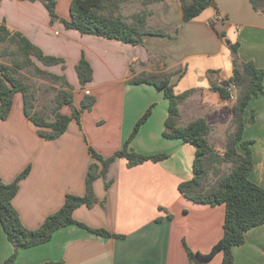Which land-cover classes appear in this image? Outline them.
<instances>
[{"label":"crops","instance_id":"obj_1","mask_svg":"<svg viewBox=\"0 0 264 264\" xmlns=\"http://www.w3.org/2000/svg\"><path fill=\"white\" fill-rule=\"evenodd\" d=\"M55 1L57 15L69 18L72 0ZM149 10L147 26L167 29L170 37H147L142 45L132 46L51 24L39 1H1L0 23L4 21L9 29L24 35L45 55L65 60L64 69L61 65L49 69L67 78L73 88V105L79 107L86 94L96 98L93 109L82 114L80 125L72 120L54 141L37 134V127L23 113L20 94L14 96L7 119H0L1 180L9 184L30 168L12 200L26 229H38L61 208L67 194L83 196L93 162L88 147L103 158L110 157L123 147L151 106L149 119L130 147L144 156H168L134 168H128L124 159H116L107 171L109 188L101 178L93 185L104 206L80 207L73 212V218L87 227L122 237H101L67 226L57 230L50 242L19 251L13 264H190L185 247L205 255L222 238L225 207L193 203L177 190L193 177L195 150L181 140L163 138L168 110L163 92L149 85H130L128 79L165 72L172 74L170 84L176 94L194 89L179 105L181 125L204 118L211 129L209 142L224 149L226 134L232 131L235 103L221 100L210 82L222 83L231 76L233 57L228 46L236 42L239 60L251 61L264 71V16L252 9L250 0H214L187 22L182 19L179 0H164L150 5ZM217 15L224 20L215 21ZM82 55L93 70L92 81L84 88L75 73ZM208 71L218 73L209 75ZM65 109L61 112L69 115L70 109ZM252 111L254 121L250 123ZM243 122V140L252 142L253 167L248 179L264 189V79L263 94L250 100ZM12 253L0 225V264ZM232 253L233 264H264V225L247 231L245 243ZM221 262L222 253H217L194 264Z\"/></svg>","mask_w":264,"mask_h":264},{"label":"trees","instance_id":"obj_2","mask_svg":"<svg viewBox=\"0 0 264 264\" xmlns=\"http://www.w3.org/2000/svg\"><path fill=\"white\" fill-rule=\"evenodd\" d=\"M20 1L41 2L48 12L51 24L60 23L66 30H74L81 35H93L132 46L142 45L147 37H170L167 29L147 26V18L151 14V11L147 10L148 7L164 0H141L145 10L134 14L130 22L123 18L120 6L132 0H72L69 6V18H61L57 15L55 0ZM212 1L214 0H179L183 21L197 18ZM250 4L255 12L264 16V0H250ZM224 36L219 35L221 38ZM2 45L7 46L0 49V58H8L10 62L9 64L0 62V119H7L12 109L14 96L20 94L23 100V113L37 127V134L41 138L48 141L58 139L65 133L72 120L80 125L82 114L93 109L95 97L86 94L80 101L79 107H75L73 88L66 77L42 71L35 64L37 61L46 67L61 65L64 69L65 60L45 55L24 35L9 29L4 21L0 23V46ZM228 48L233 57V67L227 83L228 86L235 87L237 96L231 109L232 131L226 134L223 151L217 150L209 142L211 129L204 118H197L184 126L181 125L179 105L195 92L194 89L176 94L174 87L170 84L172 74L165 72L131 75L128 79L130 85H149L163 92L164 98L168 101L167 117L162 131L163 138L181 140L195 150L192 164L193 177L178 185L179 194L196 204L225 207L222 238L205 255L194 253L185 247L190 264L209 260L217 253H222L221 264H233V248L245 243L247 231L264 225V189L248 179L253 167L250 150L252 142L243 140V114L250 100L263 94L264 71L257 68L251 61L239 60L238 42L229 44ZM27 68H33L42 78H48L59 84L50 101V107H46L49 115L47 110H38L35 105L37 101L35 91L26 83V78L21 73ZM75 73L81 88L92 81L93 70L84 55L76 65ZM217 73L218 71H208L209 75ZM228 86L210 82L211 90L218 93L223 101L230 98ZM64 107L70 109L69 115L61 112ZM152 108L153 106L149 107L138 119L123 147L110 157L103 158L88 147L93 162L89 165L85 177V194L81 197L67 194L61 208L49 215L36 230L26 229L12 206L19 184L27 177L30 168L24 169L9 184L3 183L0 178V225L13 248V253L4 264H13L21 250L50 242L57 230L67 226H77L101 237H122L104 229L87 227L73 218V212L80 207L90 209L98 204L104 206V203L97 199L93 185L97 179L101 178L104 180V187L109 188L111 182L106 181L107 171L116 159H124L128 168H134L148 161L157 163L168 158L166 154L144 156L130 147L141 126L149 119ZM50 115L52 119H49ZM253 121L254 112L252 111L249 122ZM223 164L230 165L227 174H222ZM211 176L215 178L213 183H210ZM42 264H63V262Z\"/></svg>","mask_w":264,"mask_h":264},{"label":"rangeland","instance_id":"obj_3","mask_svg":"<svg viewBox=\"0 0 264 264\" xmlns=\"http://www.w3.org/2000/svg\"><path fill=\"white\" fill-rule=\"evenodd\" d=\"M145 10L143 6L141 5V0H132L128 3L122 4L120 6V12L123 16V18L127 21L130 22L132 20V17L134 14ZM149 11V7L147 9ZM7 45H2L0 46V49L6 48ZM13 48V46H12ZM184 50V49H182ZM179 50L176 48L175 49V54H178ZM0 62L9 64L8 58H0ZM35 64L37 67L46 72L52 73L51 69L49 67H46L37 61H35ZM23 77L26 78V83L32 88V90L35 91V95L37 97V101H35V105L38 110H47L46 107H50V101L52 97L55 94L56 88L59 87L58 83H55L51 81L48 78H42L41 75H39L33 68H27L26 70L21 72ZM53 74V73H52ZM67 79V78H66ZM68 81V80H67ZM228 81V80H224ZM69 83V82H68ZM237 96V93H236ZM96 99V98H95ZM65 111H67L68 107H65ZM47 114L49 115V111L47 110ZM52 119V116L50 115V118ZM215 138L214 135H212V139ZM214 148H216L219 151H223V149L217 147V145H214ZM222 174H227L230 170V165L229 164H223L221 166ZM215 181V178L213 176L210 177V183H213Z\"/></svg>","mask_w":264,"mask_h":264},{"label":"built area","instance_id":"obj_4","mask_svg":"<svg viewBox=\"0 0 264 264\" xmlns=\"http://www.w3.org/2000/svg\"><path fill=\"white\" fill-rule=\"evenodd\" d=\"M223 20H224L223 17L220 15H217L215 17V21H223ZM228 87L230 92V98L228 101L234 104L236 102V89L234 86H228Z\"/></svg>","mask_w":264,"mask_h":264},{"label":"water","instance_id":"obj_5","mask_svg":"<svg viewBox=\"0 0 264 264\" xmlns=\"http://www.w3.org/2000/svg\"><path fill=\"white\" fill-rule=\"evenodd\" d=\"M221 85L224 86V87H227L228 83H227V81H225L224 83H221Z\"/></svg>","mask_w":264,"mask_h":264}]
</instances>
